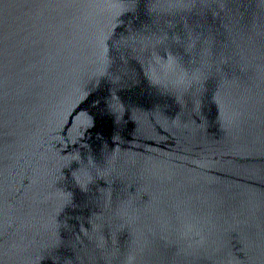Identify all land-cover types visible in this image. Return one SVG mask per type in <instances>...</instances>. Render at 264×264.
Here are the masks:
<instances>
[{
	"label": "water",
	"instance_id": "1",
	"mask_svg": "<svg viewBox=\"0 0 264 264\" xmlns=\"http://www.w3.org/2000/svg\"><path fill=\"white\" fill-rule=\"evenodd\" d=\"M0 264H264V0H3Z\"/></svg>",
	"mask_w": 264,
	"mask_h": 264
},
{
	"label": "snow or ice",
	"instance_id": "2",
	"mask_svg": "<svg viewBox=\"0 0 264 264\" xmlns=\"http://www.w3.org/2000/svg\"><path fill=\"white\" fill-rule=\"evenodd\" d=\"M3 3V0H0ZM178 67L173 58L169 57L166 60L161 59L155 62V67L152 70V76L157 82H163L170 76L178 73Z\"/></svg>",
	"mask_w": 264,
	"mask_h": 264
}]
</instances>
